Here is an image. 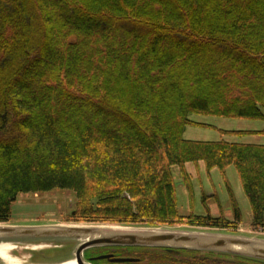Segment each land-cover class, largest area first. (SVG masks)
Segmentation results:
<instances>
[{"label":"trees","instance_id":"16d2710c","mask_svg":"<svg viewBox=\"0 0 264 264\" xmlns=\"http://www.w3.org/2000/svg\"><path fill=\"white\" fill-rule=\"evenodd\" d=\"M193 114L264 122V0H0V223L19 195L62 189L76 223L237 228L232 190L233 221L180 214L172 168L193 193L185 165L203 161L235 166L264 232V145L186 139L215 128ZM174 257L264 264L150 256Z\"/></svg>","mask_w":264,"mask_h":264},{"label":"rangeland","instance_id":"374dc122","mask_svg":"<svg viewBox=\"0 0 264 264\" xmlns=\"http://www.w3.org/2000/svg\"><path fill=\"white\" fill-rule=\"evenodd\" d=\"M192 118H200L206 124L213 125L215 128H202V126L191 127L198 136H208L202 141H219V139H231L233 142H264V135H230L220 130L229 131H252L256 127H262L264 122L261 120L227 118L211 115L193 114ZM197 120V119H195ZM219 128V129H218ZM259 138V139H258ZM264 145V144H262ZM203 162V161H202ZM199 162L196 164L198 165ZM205 164V163H204ZM186 168V165H185ZM182 178L174 171V181L176 185L178 210L182 215L194 213L196 215H207L219 217L225 215L227 219H234L233 204L230 191L232 190L238 206L242 213V226L228 229H212L198 226H191L184 223L175 224H157V223H139V224H118V223H76L71 219V213L76 204V193L72 190L55 189L47 192L26 193L17 197L12 204V215L6 224L10 225H107V226H129V227H149V228H169V229H187L195 231H217L225 233H234L251 237L264 238V232L256 230L251 225L252 210L248 197L246 196L238 172L235 166H230L226 170V177L219 169L211 171H201L193 180L191 175L192 192L184 183ZM215 194V198L208 196ZM232 213H231V212ZM230 213V215H229ZM229 217V218H228ZM241 228V229H240ZM243 228V229H242ZM13 255L18 257L23 264L50 263L58 262L63 259L73 257V250L76 242H51V243H19L15 244ZM107 251V248H93L87 251V255H99ZM58 253V254H57ZM57 256L54 257V255ZM41 257H40V256ZM53 257V258H51ZM36 258V259H35ZM42 258H45L43 260ZM147 259H151L148 257ZM159 261V258H156ZM149 262L148 260H145ZM100 264H110L102 260Z\"/></svg>","mask_w":264,"mask_h":264},{"label":"water","instance_id":"95a60500","mask_svg":"<svg viewBox=\"0 0 264 264\" xmlns=\"http://www.w3.org/2000/svg\"><path fill=\"white\" fill-rule=\"evenodd\" d=\"M76 242L73 257L58 262L34 263L57 264L75 259L77 264H95L108 259L110 262H137L131 257H114L103 254L86 257L89 249L110 246H142L166 249L212 251L250 257L264 261V238L217 231L187 229L107 226V225H10L0 223V243H51ZM0 264H7L0 258Z\"/></svg>","mask_w":264,"mask_h":264},{"label":"flooded vegetation","instance_id":"af4514ba","mask_svg":"<svg viewBox=\"0 0 264 264\" xmlns=\"http://www.w3.org/2000/svg\"><path fill=\"white\" fill-rule=\"evenodd\" d=\"M107 248V251L103 254H110L114 257H131V258H138L140 259L137 262H124V263H116V262H110L108 259H102L108 261L110 264H196L195 262H181L176 257H174L172 260H156L152 261V259H147L148 257L152 256L155 253H160L168 256H177L182 252L190 251L195 252L196 257L203 256V255H217V254H226V253H219V252H212V251H198V250H187V249H166V248H159V247H142V246H110V247H104ZM212 253V254H210ZM99 254V255H103ZM97 255H87L86 257H94L99 256ZM161 257V256H159ZM172 258V257H171ZM102 260L94 261L95 264H100ZM145 260H148L149 262H146ZM253 264H260V263H253ZM263 264V263H261Z\"/></svg>","mask_w":264,"mask_h":264},{"label":"crops","instance_id":"0c3cea01","mask_svg":"<svg viewBox=\"0 0 264 264\" xmlns=\"http://www.w3.org/2000/svg\"><path fill=\"white\" fill-rule=\"evenodd\" d=\"M191 119H193V120L197 119V120H195V121H197V122L202 121V119H200V118H192V117H191ZM201 123H204V122H201ZM191 127H198V126H195V125H188V126L185 128V130H184V137H185L186 139H190V140H206V139L208 138V136H198V135H196V132L193 130L194 128H191ZM202 128H203V127H202ZM204 128H207V127H204ZM263 128H264V124H263L262 127H256V129H252V131H261ZM218 129H219V128H218ZM251 135H257V134H251ZM258 139H259V138H258ZM219 140H227V141L233 142V141H231V139H219ZM243 143H257V144H264V142H261V141H250V142H243ZM186 170H187V172L191 175L192 180H193L196 176H198V175L200 174L201 171H204V170L208 171L207 168H206V165H205L204 162H202V161H200L198 165H196L195 163H187V164H186ZM213 170H215V169H213ZM172 171H173V175H174V171H176V174L182 178V175H181V173H180V167H178V166H174V167L172 168ZM241 187H242V186H241ZM215 196H216L215 194H211V195H209L208 197H209V198H215ZM230 212H231V211H230ZM208 213H210V212H208ZM212 213H213V212L211 211L210 214H212ZM231 213H232V212H231ZM232 214H233V213H232ZM212 215H213V214H212ZM229 215H230V213H229ZM233 215H234V214H233ZM228 218H229V217H228ZM230 220L233 221L234 219L230 218ZM251 222H252V220H251ZM241 225H243V224H241Z\"/></svg>","mask_w":264,"mask_h":264},{"label":"bare ground","instance_id":"6f19581e","mask_svg":"<svg viewBox=\"0 0 264 264\" xmlns=\"http://www.w3.org/2000/svg\"><path fill=\"white\" fill-rule=\"evenodd\" d=\"M16 248L13 243H0V258L7 264H23L22 261L13 255V250ZM57 264H77L75 259H70Z\"/></svg>","mask_w":264,"mask_h":264}]
</instances>
